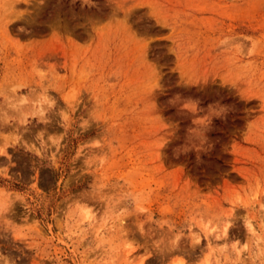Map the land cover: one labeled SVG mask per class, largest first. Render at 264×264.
I'll list each match as a JSON object with an SVG mask.
<instances>
[{
	"label": "rangeland",
	"instance_id": "rangeland-1",
	"mask_svg": "<svg viewBox=\"0 0 264 264\" xmlns=\"http://www.w3.org/2000/svg\"><path fill=\"white\" fill-rule=\"evenodd\" d=\"M0 264H264V0H0Z\"/></svg>",
	"mask_w": 264,
	"mask_h": 264
}]
</instances>
